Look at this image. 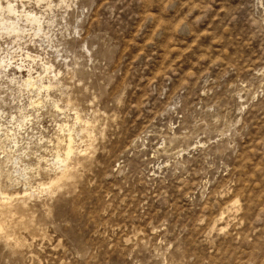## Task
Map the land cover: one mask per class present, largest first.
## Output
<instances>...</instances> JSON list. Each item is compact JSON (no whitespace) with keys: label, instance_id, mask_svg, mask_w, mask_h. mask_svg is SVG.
Returning a JSON list of instances; mask_svg holds the SVG:
<instances>
[{"label":"rangeland","instance_id":"374dc122","mask_svg":"<svg viewBox=\"0 0 264 264\" xmlns=\"http://www.w3.org/2000/svg\"><path fill=\"white\" fill-rule=\"evenodd\" d=\"M59 1L0 36L58 81L0 80V264H264V0Z\"/></svg>","mask_w":264,"mask_h":264},{"label":"bare ground","instance_id":"6f19581e","mask_svg":"<svg viewBox=\"0 0 264 264\" xmlns=\"http://www.w3.org/2000/svg\"><path fill=\"white\" fill-rule=\"evenodd\" d=\"M36 1L37 2H41V1H46V0H36ZM59 2H61L63 4L65 3L64 0H61ZM47 5H49V4H47ZM22 7L23 8H20V6L18 4V0H0V36H3V35H9V36L14 35L18 39H23L26 36V34H29L30 31H33L34 35H39L41 33H44L45 20H44L43 16L40 15V14H38L37 12H34V11H31V10L25 9L24 6H22ZM13 63L14 62L12 61V58L9 59V57L8 58H2L0 60V80H2V79L5 78L7 81H9L10 83H12V82H15L16 81V79H17L16 78L17 73H21L22 74L24 71H27L28 74H27V76L25 78H24V75L22 76L20 74L22 79L20 78L21 80H19V79L17 80V82L19 81L22 84V86L27 89V91L28 90L29 91H31V90H37V91H34V92H41L42 90L48 91L51 88H54L55 86L56 87L58 86V85H55L58 81H56V82H55V80L53 81V79L51 77H48L49 78L47 80L48 83H46L44 81L45 79L42 78V76H41L42 75L41 74L42 72L40 74L38 73V76H36V75L33 76V72L35 70V69L32 68L33 66L32 67H28L26 69H25V67L23 69L22 66H15L14 68H16L18 70L17 73H13V72L10 73V71L13 68V65H12ZM52 67H53L52 64L51 65H48L47 64V65H44L43 66V69H41V70H44V73H49V72H51V69H53ZM46 76H47V74H46ZM46 76H45V78H47ZM57 78H58V76H57ZM43 99L44 98H42L41 100L44 101L45 99L44 100ZM36 100H38V99H36ZM53 101L54 100H52V103H53ZM37 103H38V101H37ZM56 107L58 108L57 105H56ZM59 128H60V126H59ZM65 129H66V127H65ZM66 134L68 136H66V135H64V136L68 137V139L66 140L65 147H64L65 148V153L64 154L58 153L56 155L57 160L53 162V165L54 166H57L58 167L57 170H59L58 173L55 174L56 177H55L54 181H52L50 183V184H52L54 186L56 184L58 185L59 182H61L64 178H66L68 176V172H70L69 171V168H68V161H69L70 157L75 153V149H74L75 146H73V143L75 141V139H73L74 130L68 128V131H67ZM0 199H6L7 200L8 199V196H6L4 194V196L3 195H2V197L0 196Z\"/></svg>","mask_w":264,"mask_h":264}]
</instances>
